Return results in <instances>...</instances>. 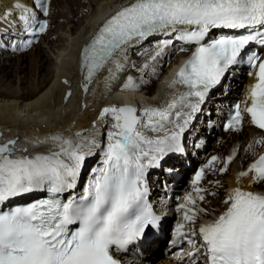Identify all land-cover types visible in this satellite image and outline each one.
<instances>
[{"label":"snow or ice","instance_id":"1","mask_svg":"<svg viewBox=\"0 0 264 264\" xmlns=\"http://www.w3.org/2000/svg\"><path fill=\"white\" fill-rule=\"evenodd\" d=\"M49 3L33 0L44 16L49 14ZM12 7L19 10L15 15L27 34L35 36L47 30L48 22L37 20L27 4L13 0ZM12 15L11 11L0 13L5 18ZM214 29L241 34L212 38ZM154 35L171 36L194 46L191 57L169 84L182 85L186 91L165 107H105L101 115L111 117L113 131L108 133L102 166L90 170L78 198L71 195L65 200L62 196L76 189L95 140L74 143L53 136L58 150L34 158L18 155L16 140L0 145V206L34 192L49 194V198L26 206L0 209V264H121L114 253L144 239L146 230L161 228V217L148 202V169L159 167L169 153L183 151L180 138L193 113L200 111L209 91L233 66L246 64L248 75L255 74L256 82L248 87L246 98L234 105L225 130H242L246 116L253 126L264 130V58L246 51L249 45L264 49V0H133L122 6L85 48L84 91L117 53ZM25 43L31 46L33 41ZM160 43L167 47L172 41ZM122 90L134 92L138 86L129 77ZM146 131L158 135L149 137ZM255 145L264 146V137L249 144L248 150ZM234 157L235 152L227 157L221 173ZM218 161L219 157L213 156L199 170L193 191L176 208L182 215L171 245L186 242L196 250L193 259L199 253L203 264H264V192L232 189L223 200L226 210L195 227L201 214H209L200 203L207 195H216L200 186L205 169L215 170ZM250 174L254 183L264 184V155L239 177Z\"/></svg>","mask_w":264,"mask_h":264},{"label":"bare ground","instance_id":"2","mask_svg":"<svg viewBox=\"0 0 264 264\" xmlns=\"http://www.w3.org/2000/svg\"><path fill=\"white\" fill-rule=\"evenodd\" d=\"M54 1L52 0V4ZM20 2L32 8L30 0H20ZM131 3H133V0H71L69 9H63L60 12L59 34L57 33L58 35L56 34L55 36L57 39L53 41L55 38L53 34L47 33L40 42L43 47H48V49L50 47L51 50H54L55 46L61 43L60 50L58 52L54 51V54L50 55L53 63H50L48 59V63L41 64V66L40 63H43V60L38 62V68L31 70L35 74L39 71L40 76L37 81L32 78V81L29 82L21 80L18 86H15L14 81L0 82V131L4 133L3 138L0 139L1 141L17 138L18 145L20 146L17 145L15 149L18 155L29 158H34L36 155H49V152L51 153L59 148L58 142L51 140L53 136H60L62 139H68L74 143L87 144L92 140L96 141L99 138L100 128L111 125L113 122L111 117H102L101 114L105 107L113 105L122 106L128 103L138 109L165 107L172 100L170 99L172 88L170 89L169 87L171 80L166 75L170 70L171 64H175L178 58L182 59L186 56L174 51H171L169 54V52L167 53V47L165 49L163 46L157 50L153 47L152 49H148L151 46L149 43L151 41H148V38L145 39V43L140 41L128 45L123 54L120 52L114 56L112 61L100 73H97L92 82L87 85L88 91H84L86 84V72L83 68L85 48L91 44L102 26L108 21V16L115 15L122 6L130 5ZM12 4L13 0H0V13L7 11L14 13V15L7 16L6 18L0 16V40H4V36L6 38L15 37L14 33L18 34L23 27L22 22L15 15L19 10L12 7ZM92 4L95 5L94 11L87 15L82 24L77 28L72 27L73 22L75 23V21H78V18L84 16L86 13L88 14ZM51 14L50 10V20ZM52 27L50 25L49 31H51ZM157 36L154 35L153 38ZM35 47L39 49V44ZM135 49L138 51L137 54L133 53ZM3 50V46L0 45V52ZM174 53L179 55L173 60ZM131 54L134 55L132 56ZM154 55L158 56V58H155L158 63L162 62L163 59L161 58L164 57L163 66L159 67L161 70L159 73L152 72V67L149 63L150 57L153 58ZM129 65L136 76V78L132 77V79L138 86V90L134 92L122 90L125 84L120 83V80H118L123 70ZM159 65L161 64L159 63ZM166 65L168 68L163 70ZM148 81L149 83L146 84ZM250 81L251 79L247 80L246 87L243 90L244 94L247 93ZM25 82L27 85H25ZM2 86L6 88L4 89ZM145 96H149L150 99L147 100ZM157 97L159 99L155 101ZM216 101H220V99L217 98ZM210 110L209 104L203 106L196 121L189 124V129H185L187 136L198 132L202 128L200 125L201 118ZM151 133L150 131H146L148 135ZM223 133L226 136L221 135V137H223V141L226 139L228 144L233 143L234 139L238 140L237 152H235L234 160L230 164V172L227 177V192H231L236 187H241L246 191L264 192V184L254 183L251 174L246 178L241 179L239 177L241 171H246L260 155L264 154V146L255 145L252 151L248 150L249 144L264 137V134L248 124L244 125L240 131L229 130ZM233 134L234 136H231ZM225 152L226 147L221 143L219 146L216 145L211 154L216 157L218 156L221 162L224 156V158L228 157L224 154ZM95 153L96 151L93 147L92 154ZM178 160L180 158H169L165 161V165L177 163ZM228 169L229 166L227 167ZM156 174H158V178L163 177L160 173ZM215 175L217 176L218 174L215 173ZM218 177L223 176L219 175ZM150 186V192L153 193L152 190L155 184L151 183ZM76 188L73 192L66 194L69 197L76 194L80 186L77 185ZM39 193L34 192L17 197V199H20L19 201L22 203L33 201L37 199L35 196ZM221 199V196L216 195L214 202L219 203ZM209 202L212 201L209 200ZM221 204L223 205L222 201ZM218 215L216 214V216ZM202 216L205 218L209 217L208 215ZM213 216L215 215L210 217ZM166 226H168V223ZM157 243L158 246L164 245L162 241H157ZM153 244L151 243L150 246L141 248L144 255L151 253ZM159 249L155 252L156 258H160L159 260L157 259L156 264L168 262L169 259H165V253L171 254V249H167L161 254Z\"/></svg>","mask_w":264,"mask_h":264},{"label":"rangeland","instance_id":"3","mask_svg":"<svg viewBox=\"0 0 264 264\" xmlns=\"http://www.w3.org/2000/svg\"><path fill=\"white\" fill-rule=\"evenodd\" d=\"M70 3H71V0H55L54 1V3L51 6V12H52V14H51V26H53V27H52L51 31L48 32V34H53L54 37L56 36L57 33L59 34L58 25L60 23V21H59L60 12L63 9L68 10L70 7ZM94 8H95V5L92 4L88 14L86 13L84 16L78 18V21H75V23L73 22L72 27L77 28L79 25H81L82 22L84 21V19L86 18V16L91 14L94 11ZM3 39L4 40H2V41L7 43L6 46L10 47L11 40H10V42L7 41V38L5 36L3 37ZM56 39H57V37H55L53 39V41ZM157 41L154 42V47L156 44H158ZM60 48H61V43L57 44L55 46L54 50H51L50 47H49V49H48V47H43V45L39 43V49L36 47L35 48L33 47L28 52L21 51V49L19 47H17L18 52H16V53H12V52L6 53L5 50L1 51V52H5V53L0 52V61H1V65H0V80L1 81L0 82H2V81L13 82L14 81L15 86H18V85H20L21 80L29 82V81H32V79H35L37 81L39 76H40L39 71L36 72V70H35V72L37 73V74H35L34 71L31 72V70L38 68V66H39L38 62L40 60H43V63H40V65L41 64H47L48 59L50 60V63H53L51 56L54 54V51L58 52V50H60ZM150 48L152 49L151 46L148 49H150ZM164 48L166 49V47H164ZM135 50H136V52L134 51L133 53L137 54L138 51H137V49H135ZM174 54L175 55H173V60L176 59V57L179 55L176 53H174ZM155 58H158V57H155ZM4 62H5V64H3ZM155 68H156L155 72L159 73L161 71L159 69L158 65H155ZM166 68H168L167 65L163 68V70H166ZM161 73H163V72H161ZM128 77L136 78L133 70L130 69V65L124 69V72L121 74V76L118 78V80H120V83L126 84L128 81ZM26 82H25V85H27ZM156 82H158V81H156ZM148 83H149V81L146 82V84H148ZM153 85H154V83H153ZM2 87L4 89L6 88L5 86H2ZM145 97L147 100L150 99L149 96H145ZM158 99L159 98L157 97L155 99V101H158ZM159 135H162V134H159ZM221 135L224 137L226 136L224 133H220L219 135H217L215 141L211 142V145H210L209 150H208L210 156H215V155H212L211 153H212L213 149L216 147V145L219 146V144H221V143L226 147V152L224 153V154H226V157L227 156L229 157V156L233 155L234 152H237L238 140L234 139L233 143L231 142L228 144V142H226L227 141L226 139L223 141V137H221ZM231 136H234V134ZM224 157H223V160L221 162L218 161L216 163L215 170H211V172L207 176L205 183L201 186V187L207 188L209 193L215 192L217 196H221L222 197V199H221L222 203H223V200L228 195L227 177H228L229 172H230V164L227 165V167L229 166V169L226 172L221 173L219 171L220 168H223L225 166L224 162L227 160V158H224ZM215 173H217L218 175L216 176ZM219 175L223 176V177H218ZM217 182H219V184H217ZM216 195H210L209 194L206 196L205 202L200 203V207H203L207 210V212L209 213L208 214L209 217L212 215H216V214L218 215L219 212L221 213L224 209H226V206L224 204L222 205L221 201L219 203L214 202V198ZM208 199L212 202H209ZM202 215L203 214H201V216ZM171 226H172V222L169 223L168 228H171ZM161 253H163V251L162 252L160 251V254Z\"/></svg>","mask_w":264,"mask_h":264},{"label":"water","instance_id":"4","mask_svg":"<svg viewBox=\"0 0 264 264\" xmlns=\"http://www.w3.org/2000/svg\"><path fill=\"white\" fill-rule=\"evenodd\" d=\"M0 138H1V132H0ZM0 145H1V143H0Z\"/></svg>","mask_w":264,"mask_h":264}]
</instances>
